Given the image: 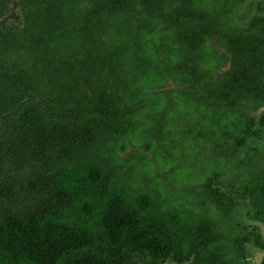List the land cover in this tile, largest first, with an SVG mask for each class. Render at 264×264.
Listing matches in <instances>:
<instances>
[{
  "label": "flooded vegetation",
  "instance_id": "af4514ba",
  "mask_svg": "<svg viewBox=\"0 0 264 264\" xmlns=\"http://www.w3.org/2000/svg\"><path fill=\"white\" fill-rule=\"evenodd\" d=\"M3 85L7 175L103 164L179 215L156 264H264V0H0Z\"/></svg>",
  "mask_w": 264,
  "mask_h": 264
},
{
  "label": "trees",
  "instance_id": "16d2710c",
  "mask_svg": "<svg viewBox=\"0 0 264 264\" xmlns=\"http://www.w3.org/2000/svg\"><path fill=\"white\" fill-rule=\"evenodd\" d=\"M3 80L14 85L10 76ZM5 85L0 91H8ZM107 104L104 97L91 100L84 110L99 113ZM8 141L0 156L14 166L30 154L28 141ZM11 171L0 163V264H156L172 247L171 226L179 219L172 204L136 194L103 164L37 166L24 182Z\"/></svg>",
  "mask_w": 264,
  "mask_h": 264
}]
</instances>
